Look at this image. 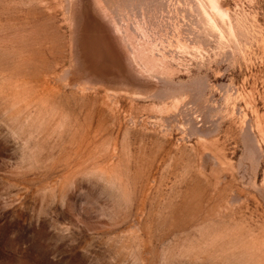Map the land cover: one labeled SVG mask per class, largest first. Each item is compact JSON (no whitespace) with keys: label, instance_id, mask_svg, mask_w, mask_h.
Masks as SVG:
<instances>
[{"label":"rangeland","instance_id":"obj_1","mask_svg":"<svg viewBox=\"0 0 264 264\" xmlns=\"http://www.w3.org/2000/svg\"><path fill=\"white\" fill-rule=\"evenodd\" d=\"M0 264H264V0H0Z\"/></svg>","mask_w":264,"mask_h":264}]
</instances>
